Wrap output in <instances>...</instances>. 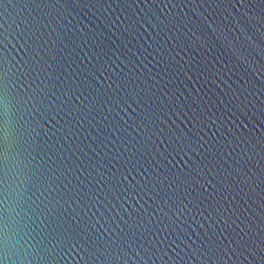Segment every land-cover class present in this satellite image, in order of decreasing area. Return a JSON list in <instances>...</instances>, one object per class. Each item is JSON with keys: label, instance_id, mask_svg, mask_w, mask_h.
Wrapping results in <instances>:
<instances>
[{"label": "water", "instance_id": "obj_1", "mask_svg": "<svg viewBox=\"0 0 264 264\" xmlns=\"http://www.w3.org/2000/svg\"><path fill=\"white\" fill-rule=\"evenodd\" d=\"M0 264H264V0H0Z\"/></svg>", "mask_w": 264, "mask_h": 264}]
</instances>
